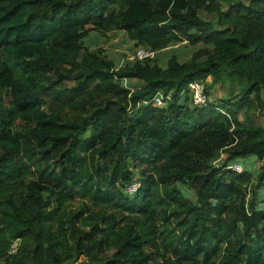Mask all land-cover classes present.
<instances>
[{"label": "trees", "instance_id": "1", "mask_svg": "<svg viewBox=\"0 0 264 264\" xmlns=\"http://www.w3.org/2000/svg\"><path fill=\"white\" fill-rule=\"evenodd\" d=\"M113 31L157 55L85 43ZM258 101L264 0H0V264H264Z\"/></svg>", "mask_w": 264, "mask_h": 264}, {"label": "rangeland", "instance_id": "2", "mask_svg": "<svg viewBox=\"0 0 264 264\" xmlns=\"http://www.w3.org/2000/svg\"><path fill=\"white\" fill-rule=\"evenodd\" d=\"M85 43L87 46L94 52H98L104 50L108 57L111 60H115L118 65L125 64L128 60L130 61L136 51L135 42L130 41L126 38V35L123 31H113L106 34H98V33H91L90 37L85 39ZM202 46H198L194 49L192 47H184V44H179L176 46L169 47L168 51H177L180 53V58L182 61L189 60L191 55L199 50ZM139 48V47H138ZM182 54V55H181ZM161 63L164 62L166 59H160ZM208 90L210 92L211 101L220 102V101H228L229 97L232 96L233 90H239V87H230L231 85L227 83H219L215 84L210 80L207 81ZM235 95V94H234ZM256 101L257 98L255 97ZM259 103V101H258ZM257 103V104H258ZM260 103L256 106L255 109H252L250 115L256 125L264 126V111L260 107ZM56 107L52 104H49L46 109L48 112H51ZM239 119L241 121L244 120L245 114L243 111L239 112L238 114ZM225 156L224 154L221 156L220 160L216 162L219 164L220 161H224ZM236 164H239L244 170L246 169L254 176V184H256V176L260 172L263 163L257 160L256 157L252 158H240L237 159ZM264 195V194H263Z\"/></svg>", "mask_w": 264, "mask_h": 264}, {"label": "built area", "instance_id": "3", "mask_svg": "<svg viewBox=\"0 0 264 264\" xmlns=\"http://www.w3.org/2000/svg\"><path fill=\"white\" fill-rule=\"evenodd\" d=\"M156 55L157 52L153 50L146 49L144 47H139L136 49L132 57V60L143 61L146 59H154ZM206 89H207L206 83L202 80L194 81L188 85L186 90L187 92L190 93L193 105L195 107L202 108V107H207L209 105L211 98L208 96ZM166 100H170V96L164 97L162 95H159L155 98V105L159 107H163L167 102ZM230 168L238 173H242L244 170L239 164H233ZM136 189H137V184L130 187L129 192H134ZM17 248H18V244H14L13 247L11 248V253H16Z\"/></svg>", "mask_w": 264, "mask_h": 264}]
</instances>
